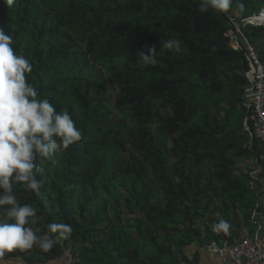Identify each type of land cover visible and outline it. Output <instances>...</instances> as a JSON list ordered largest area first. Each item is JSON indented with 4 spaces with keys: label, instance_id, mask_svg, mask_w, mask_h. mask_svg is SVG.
<instances>
[{
    "label": "trees",
    "instance_id": "16d2710c",
    "mask_svg": "<svg viewBox=\"0 0 264 264\" xmlns=\"http://www.w3.org/2000/svg\"><path fill=\"white\" fill-rule=\"evenodd\" d=\"M201 0H0V25L33 65L30 83L57 111L67 109L83 139L39 162L36 192L16 183L21 204L38 210L42 233H73L48 252H6L46 264H193L185 250L232 241L263 210L255 176L257 141L245 129L250 86L234 25L264 0H232L200 12ZM243 4V9L240 5ZM264 67V26L240 24ZM178 39L181 51L166 50ZM155 47L156 63L138 52ZM262 179V180H261ZM231 224L227 234L212 225ZM41 233V234H42Z\"/></svg>",
    "mask_w": 264,
    "mask_h": 264
},
{
    "label": "clouds",
    "instance_id": "9594fccd",
    "mask_svg": "<svg viewBox=\"0 0 264 264\" xmlns=\"http://www.w3.org/2000/svg\"><path fill=\"white\" fill-rule=\"evenodd\" d=\"M231 5L232 0H201L199 10L227 12ZM13 42V35L0 25V257L6 252L33 247L48 252L73 233L72 225L63 222L48 224L43 233L40 227H34L38 223L37 208L21 204L13 186L20 183L27 190L38 191L42 183L37 178L41 171L38 158L40 163L52 160L57 152L83 139L69 111H57L29 82L33 65L17 53ZM181 43L170 38L163 48L180 52ZM138 53L144 65L156 63L154 46L147 53ZM230 228L231 224L224 219L212 225L216 233L227 234Z\"/></svg>",
    "mask_w": 264,
    "mask_h": 264
},
{
    "label": "built area",
    "instance_id": "2783aa9c",
    "mask_svg": "<svg viewBox=\"0 0 264 264\" xmlns=\"http://www.w3.org/2000/svg\"><path fill=\"white\" fill-rule=\"evenodd\" d=\"M263 15L264 9L260 16ZM259 17L254 15L241 22L231 19L234 30L229 33L231 40H235L232 45L235 49L242 48L240 42L242 40L250 67V70L246 73L250 86L244 93L243 105L246 109L244 126L250 136V143L257 141L260 149L257 157L259 166H256L255 176H259L264 171V67L259 60L255 48L249 44L247 38L242 33L240 24L243 26H264V23L259 21ZM208 250L220 257H227L229 264H264L263 248L250 239H243L233 244L224 243L221 246L216 242H212L208 246Z\"/></svg>",
    "mask_w": 264,
    "mask_h": 264
},
{
    "label": "crops",
    "instance_id": "0c3cea01",
    "mask_svg": "<svg viewBox=\"0 0 264 264\" xmlns=\"http://www.w3.org/2000/svg\"><path fill=\"white\" fill-rule=\"evenodd\" d=\"M240 42L243 46L242 40ZM241 166L243 168H246L247 170H250L252 173H255L256 171L255 169L256 165L251 161L243 160ZM261 182H262V186L257 188L256 192L259 195L258 206L263 211L260 213H255L252 216L250 228H248V226H246L245 224L241 223V226L238 228V232L236 233L237 236H234L231 242L228 240H225L221 243L217 241H213V242H216L218 245L221 246L224 243L233 244L243 239H250L257 245L262 247L264 250V181L262 180ZM210 244L204 247H201L196 244L190 245L185 250V255L190 261L193 262V264H229L227 257H220L219 255L215 253H211L208 250V246ZM0 264H26V262H24L20 258H15L6 261H0ZM46 264H74V263L72 262L70 257L66 255L58 260L51 261Z\"/></svg>",
    "mask_w": 264,
    "mask_h": 264
},
{
    "label": "bare ground",
    "instance_id": "6f19581e",
    "mask_svg": "<svg viewBox=\"0 0 264 264\" xmlns=\"http://www.w3.org/2000/svg\"><path fill=\"white\" fill-rule=\"evenodd\" d=\"M258 19H259L260 22H263L264 23V15L263 16H260Z\"/></svg>",
    "mask_w": 264,
    "mask_h": 264
},
{
    "label": "rangeland",
    "instance_id": "374dc122",
    "mask_svg": "<svg viewBox=\"0 0 264 264\" xmlns=\"http://www.w3.org/2000/svg\"><path fill=\"white\" fill-rule=\"evenodd\" d=\"M234 42H235V40H231V45H233L234 44ZM250 164V163H249ZM256 169V168H255ZM69 257V256H68ZM66 263H67V261H66Z\"/></svg>",
    "mask_w": 264,
    "mask_h": 264
},
{
    "label": "water",
    "instance_id": "95a60500",
    "mask_svg": "<svg viewBox=\"0 0 264 264\" xmlns=\"http://www.w3.org/2000/svg\"><path fill=\"white\" fill-rule=\"evenodd\" d=\"M261 15V13L260 14H258V15H256V17H259Z\"/></svg>",
    "mask_w": 264,
    "mask_h": 264
}]
</instances>
